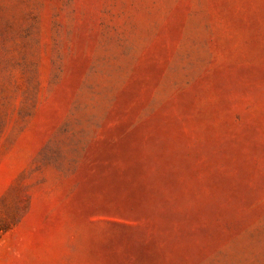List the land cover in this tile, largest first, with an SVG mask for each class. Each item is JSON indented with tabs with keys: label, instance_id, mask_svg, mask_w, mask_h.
Here are the masks:
<instances>
[{
	"label": "rangeland",
	"instance_id": "rangeland-1",
	"mask_svg": "<svg viewBox=\"0 0 264 264\" xmlns=\"http://www.w3.org/2000/svg\"><path fill=\"white\" fill-rule=\"evenodd\" d=\"M0 264H264V0H0Z\"/></svg>",
	"mask_w": 264,
	"mask_h": 264
}]
</instances>
